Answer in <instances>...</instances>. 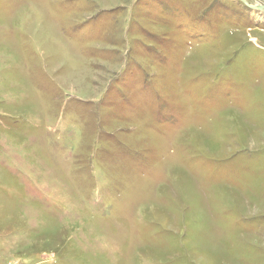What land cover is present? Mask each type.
<instances>
[{
    "label": "rangeland",
    "instance_id": "rangeland-1",
    "mask_svg": "<svg viewBox=\"0 0 264 264\" xmlns=\"http://www.w3.org/2000/svg\"><path fill=\"white\" fill-rule=\"evenodd\" d=\"M261 1L0 0V264H264Z\"/></svg>",
    "mask_w": 264,
    "mask_h": 264
},
{
    "label": "built area",
    "instance_id": "built-area-1",
    "mask_svg": "<svg viewBox=\"0 0 264 264\" xmlns=\"http://www.w3.org/2000/svg\"><path fill=\"white\" fill-rule=\"evenodd\" d=\"M255 1H257L258 4H262L263 3V1H261V0H255Z\"/></svg>",
    "mask_w": 264,
    "mask_h": 264
},
{
    "label": "water",
    "instance_id": "water-1",
    "mask_svg": "<svg viewBox=\"0 0 264 264\" xmlns=\"http://www.w3.org/2000/svg\"><path fill=\"white\" fill-rule=\"evenodd\" d=\"M242 1H246V0H242ZM260 9V8H259Z\"/></svg>",
    "mask_w": 264,
    "mask_h": 264
}]
</instances>
